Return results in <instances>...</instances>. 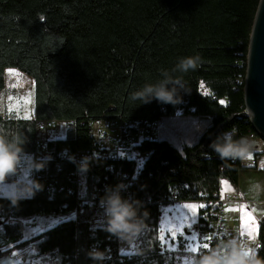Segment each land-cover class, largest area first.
<instances>
[{"label": "trees", "instance_id": "1", "mask_svg": "<svg viewBox=\"0 0 264 264\" xmlns=\"http://www.w3.org/2000/svg\"><path fill=\"white\" fill-rule=\"evenodd\" d=\"M257 2L0 0V91L5 68L16 69L32 83L30 117L0 116V127L19 130L26 138L25 153L37 158L36 124L65 126L61 138L43 143L51 159L34 173L43 191L16 206L0 199V216L73 211L72 218L18 245L29 243L55 264H93L86 257L92 247L109 250L104 264H176L185 253V238L175 236L177 250L166 249L158 239V221L163 205L185 201L198 203L190 229L215 240L212 223L220 210V181L236 186L242 166L238 160L222 161L209 144L233 127L238 135L256 136L244 113L242 86ZM197 54L201 62L195 71H173L180 58ZM161 70L182 78L188 91L181 93L183 102L172 106L133 101L135 91L163 78ZM163 112L206 116V130L179 148L155 136H141L130 147L143 156L140 161L110 156L89 132L93 123L157 121ZM68 156L76 162H69ZM85 156L90 158L89 169L81 174L77 165ZM118 183L126 186L122 196L140 201L141 211L148 214L147 233L124 254L103 225H91L105 187ZM1 226L6 237L18 231L16 224ZM253 237L264 257L263 221Z\"/></svg>", "mask_w": 264, "mask_h": 264}, {"label": "clouds", "instance_id": "2", "mask_svg": "<svg viewBox=\"0 0 264 264\" xmlns=\"http://www.w3.org/2000/svg\"><path fill=\"white\" fill-rule=\"evenodd\" d=\"M200 62L199 54L182 57L173 71L180 73L195 71ZM161 76L163 78L159 81L145 84L135 91L131 99L139 100L141 104L156 101L160 104L176 106L182 103L181 93H188L182 78L170 75L168 70H161ZM25 143L26 138L19 130L0 127V199L9 201L12 206H16L22 200L32 199L38 192L43 191V185L34 178V173L44 170L51 159L48 156L37 159L26 154L23 148ZM209 148L222 161L238 160L245 167L252 166L257 154H264V142L247 135H238L236 127L216 137L209 144ZM68 160L72 163L76 162L74 156H68ZM89 163V157H82L77 165L78 171L81 174L86 173ZM259 166L264 170V156ZM125 190L126 186L123 183L106 186L96 206L103 221L102 230L118 241L131 244L147 233L148 214L141 211L140 201L122 196ZM246 195L251 197L255 211L257 204L264 203L260 201V197L264 195V183L251 182ZM259 247L260 245L255 244L254 241L230 235L228 230L223 228L213 247L205 243L199 252L190 250L184 257V264H264V257L259 255ZM86 257L93 264H104L110 259L109 250L102 251L98 247L90 248L86 252Z\"/></svg>", "mask_w": 264, "mask_h": 264}, {"label": "rangeland", "instance_id": "3", "mask_svg": "<svg viewBox=\"0 0 264 264\" xmlns=\"http://www.w3.org/2000/svg\"><path fill=\"white\" fill-rule=\"evenodd\" d=\"M32 104V83L31 79L23 73L13 68H5L3 70V88L0 91V116L12 117V118H25L30 117V109ZM185 123H191L190 118H185ZM205 118H199V121ZM46 122V121H45ZM201 123V122H200ZM208 124V121H207ZM191 125L198 127V123L193 122ZM96 124L92 125V128H96ZM65 126L62 122L52 124L40 123L36 124V156L44 157L45 152L43 150V143L45 140L53 138H61L63 136ZM156 137V134H155ZM103 144H107L106 141ZM171 144H175L171 142ZM130 157L140 161V158L136 157L137 152L130 150ZM30 155V154H29ZM46 156V155H45ZM253 181H260L264 183V170H254L251 167L242 166L237 171L236 186L238 191L243 195L244 202L240 203L238 207L233 208L235 216L231 214L223 213L224 222L227 224V228L231 231L238 230L241 234L248 237L249 241H254V232L259 221L264 222V203H259L253 210V204L251 197L246 195L248 186ZM231 185L225 180L220 181L221 192H228L231 190ZM260 201L264 202V195L260 197ZM198 205L194 201H185L178 203L165 204L161 207V213L159 217L160 234L159 241H161L165 248L168 250L177 249V241L173 239V233L175 236L179 235L182 239L185 237V243L182 250L186 253L190 252L191 248H196V241L194 239L193 229H190V224L196 219V214L193 216L187 209V205ZM198 209V208H197ZM223 209V208H222ZM251 214L252 221H247L245 214ZM73 217L72 210H66L64 212H57L55 214L49 213H35L29 216H22L16 218H3L0 216V264H55L51 262L46 254H39L33 246L29 243L18 245L19 241L32 237L39 232L49 228L53 224ZM254 221V223H253ZM2 223L16 224L18 226L17 233L6 237L2 229ZM103 225V221L99 216V209H96L91 219V225ZM252 227V237L249 238L247 228ZM167 241L163 237H168ZM184 237V238H183ZM118 252L130 253L134 250L136 240L131 244H126L121 241H117ZM181 264H184L181 262Z\"/></svg>", "mask_w": 264, "mask_h": 264}, {"label": "water", "instance_id": "4", "mask_svg": "<svg viewBox=\"0 0 264 264\" xmlns=\"http://www.w3.org/2000/svg\"><path fill=\"white\" fill-rule=\"evenodd\" d=\"M242 101L254 134L264 142V0L257 2L248 35Z\"/></svg>", "mask_w": 264, "mask_h": 264}, {"label": "built area", "instance_id": "5", "mask_svg": "<svg viewBox=\"0 0 264 264\" xmlns=\"http://www.w3.org/2000/svg\"><path fill=\"white\" fill-rule=\"evenodd\" d=\"M44 123V122H43ZM40 122V124H43ZM48 124V123H45ZM94 124V123H93ZM90 125V134L94 137V140L97 142L98 147H103L110 156L114 157H125L130 156V147L133 142V137L141 136L154 137L157 127V121H142L140 123L135 121H111V122H99L95 123L97 126L95 129ZM106 127H105V126ZM132 129L131 133L129 130ZM111 142L110 145H104L103 142ZM262 154H257L254 157L252 166L258 162ZM264 155V154H263ZM232 161V160H231ZM173 199V198H172ZM231 201H236L235 197L230 198ZM219 201V200H218ZM226 201L227 198H226ZM221 202H219L220 204ZM224 228L223 218L221 217V204L220 210L216 213V220L212 223V231L215 234V240L212 241V238L205 239V237H210V235L204 234L203 232L195 231L194 239L196 241V251L199 252L202 250L201 245L207 243L210 247V242H213V246L217 242V237L221 235L222 229ZM214 236V235H213ZM241 239H248L244 236H238ZM52 262L53 258L48 257Z\"/></svg>", "mask_w": 264, "mask_h": 264}, {"label": "crops", "instance_id": "6", "mask_svg": "<svg viewBox=\"0 0 264 264\" xmlns=\"http://www.w3.org/2000/svg\"><path fill=\"white\" fill-rule=\"evenodd\" d=\"M185 118H190L191 123H192V121L198 123V127L191 125V123H189V122H188V124H186L184 121V120H186ZM199 118H205V119H203L205 121H199ZM207 121H208V118L206 116H201V117L183 116V115H179L178 112H175L173 114H166L163 112L162 115L157 119V127H156V132H155L156 138L166 140L170 144H171V142H174L175 144H171V145L176 147V148H179L182 144L193 143L195 141V139L197 138V136L207 126ZM56 123H58V122H54L52 124H56ZM250 137H254L256 140L260 141L256 136L251 135ZM137 141H138V137H133V142H137ZM106 142H107V144H104V145H110L111 144V142H108V141H106ZM139 156H142V155L137 153L136 157L140 158ZM262 156H264V155L262 154L260 159L258 160V162L255 164V166H251V168H254V170H261L259 165H260V160H261ZM239 164L241 166H244L241 164L240 161H239ZM218 196H219V202H221L220 203L221 204V217L223 218L224 228H226L228 230V233L230 235L247 237V236L241 234L238 230L230 232V230L227 228V224L224 222V217L222 215L223 213L227 212L228 214L235 216L236 214L234 213L233 208L238 207V205L240 203H242V201L244 202L243 195L238 191V187L232 186L231 190H229L228 192H224V193H222L221 189H220ZM232 196L236 198V201L230 200V198ZM226 198L228 201H226ZM169 238H171V235L168 234V237H166V241ZM174 250H177V249H174ZM181 251H183V250L181 249ZM185 256L186 255H181L180 257H178L176 260V264H181V262L183 263Z\"/></svg>", "mask_w": 264, "mask_h": 264}, {"label": "snow or ice", "instance_id": "7", "mask_svg": "<svg viewBox=\"0 0 264 264\" xmlns=\"http://www.w3.org/2000/svg\"><path fill=\"white\" fill-rule=\"evenodd\" d=\"M201 87H203V85H201ZM221 103H223V101H221ZM187 209L190 211V213L195 216V214L197 213V206L196 205H193V204H189L186 206ZM200 207H203V205H200ZM246 215V218H247V221H252V216L251 214H245ZM254 223V221H253ZM247 231H248V235H249V238L251 239L252 237V227H248L247 228ZM175 238V233H173V239ZM204 245V244H203ZM203 245H201L200 247H202ZM190 250L192 251H196L197 249L196 248H191Z\"/></svg>", "mask_w": 264, "mask_h": 264}, {"label": "bare ground", "instance_id": "8", "mask_svg": "<svg viewBox=\"0 0 264 264\" xmlns=\"http://www.w3.org/2000/svg\"><path fill=\"white\" fill-rule=\"evenodd\" d=\"M45 123H43V125H44ZM40 125H42V124H40Z\"/></svg>", "mask_w": 264, "mask_h": 264}]
</instances>
